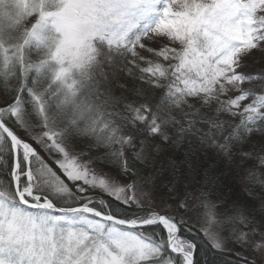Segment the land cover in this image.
Wrapping results in <instances>:
<instances>
[{
	"label": "snow or ice",
	"instance_id": "1",
	"mask_svg": "<svg viewBox=\"0 0 264 264\" xmlns=\"http://www.w3.org/2000/svg\"><path fill=\"white\" fill-rule=\"evenodd\" d=\"M0 264H264V0H0Z\"/></svg>",
	"mask_w": 264,
	"mask_h": 264
}]
</instances>
